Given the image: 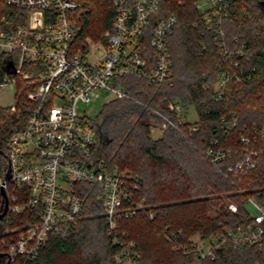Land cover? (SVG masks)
<instances>
[{
    "label": "trees",
    "instance_id": "1",
    "mask_svg": "<svg viewBox=\"0 0 264 264\" xmlns=\"http://www.w3.org/2000/svg\"><path fill=\"white\" fill-rule=\"evenodd\" d=\"M73 1L78 3L71 13L77 28L73 42L82 46L86 38L104 40L105 31L114 23L112 0ZM133 1L127 0L129 4ZM196 1L165 0L161 6V16L176 17L174 30L167 37L173 83L148 84L132 76H124L119 82L153 107L165 109L169 100L178 99L186 113H196L191 123L197 129L184 136L169 127L153 137L151 131L159 118L148 108L116 99L103 104V113L118 106L124 110L107 119L110 136L103 138L100 132L97 150L111 165L132 174L136 184L133 199L153 212V217L139 212L118 220L116 233L126 234L127 240L136 243V264H264V240L239 246L227 240L215 249L213 258L203 259L198 258L190 241L197 234L202 238L220 237L226 229L236 230L250 223L245 218L248 197L264 206V138L249 144L257 153L256 167L234 183L224 178L202 152L218 138L220 147L232 150L233 157L227 161L231 164L243 156L240 134L254 127L264 128V0H225L227 15L222 16L221 28L230 52L227 62H237L244 78L229 84L219 99L214 97V83L227 62L220 54L214 28L208 27ZM2 16L12 25L25 21V12L4 0H0V19ZM5 74L10 72L0 64V81ZM246 74L250 76L245 78ZM14 83L15 111H11L12 105L0 106L2 159L11 135L25 125L34 106L27 93L37 83L20 77H15ZM233 113L238 117L237 125L225 130L222 118ZM189 124L185 123L183 132H188ZM74 188L82 199L81 218L67 233L50 236L39 253L23 264H111L120 252L106 234L98 186L82 182L75 183ZM224 199L235 202L238 210L229 211ZM2 205L0 195V212ZM36 210L15 217L11 226L36 220ZM4 220L0 219V237ZM4 261L3 257L1 264Z\"/></svg>",
    "mask_w": 264,
    "mask_h": 264
},
{
    "label": "built area",
    "instance_id": "2",
    "mask_svg": "<svg viewBox=\"0 0 264 264\" xmlns=\"http://www.w3.org/2000/svg\"><path fill=\"white\" fill-rule=\"evenodd\" d=\"M164 1L134 0L129 4L127 0H112L115 18L113 27L104 33V40L86 38L80 46L73 42L77 28L71 16L77 2L4 0L25 12V21L12 25L5 16L0 19V64L11 60L15 69L4 75L0 86L15 81V77L37 85L27 93L34 106L25 125L11 135L5 155L7 164L0 167V188H4L8 198L0 237L3 264H23L34 258L50 236L63 235L78 222L82 199L75 194L74 185L82 182L98 186L106 234L120 247L111 264H136V243L127 240L126 234L116 233L117 222L139 212L153 217V212L142 201L133 199L136 184L132 174L111 165L99 154L97 126L88 124L77 107L102 94L103 104L116 99L148 108L159 118L154 126L161 132L171 127L185 136L197 129L178 99L169 100L165 109L153 107L119 82L124 76H132L148 84L173 83L167 37L174 30L176 17L160 15ZM195 5L203 12L208 27L214 28L220 54L227 62L230 52L221 28L222 16L227 15L225 0H197ZM237 67V62H227L219 69L214 83L215 99L222 97L229 84L243 80L242 70L238 72ZM249 76L246 74L245 78ZM11 111H15V106H11ZM222 120L225 130H229L236 127L238 117L233 113ZM188 122V132H183ZM260 138H264V128L254 127L241 133L243 156L231 164L227 161L233 152L220 147L218 138L202 152L224 178L234 183L256 167L257 153L249 144ZM244 205L248 211L245 218L250 221L247 225L226 229L220 237L202 238L197 234L190 238L199 259L213 258L215 249L227 240L235 246L262 243L264 206L252 197ZM35 208L36 220L11 226L15 217ZM226 208L236 212L238 205L227 201Z\"/></svg>",
    "mask_w": 264,
    "mask_h": 264
},
{
    "label": "rangeland",
    "instance_id": "3",
    "mask_svg": "<svg viewBox=\"0 0 264 264\" xmlns=\"http://www.w3.org/2000/svg\"><path fill=\"white\" fill-rule=\"evenodd\" d=\"M14 81H8L4 87L0 88V106H7V105H13L14 104ZM105 102L104 95L100 94L99 97H97L95 100H91L88 103H79L77 110L78 113L82 114L83 117L86 118L88 124L94 125L96 122L97 129H99L102 137H109L110 133L108 132L106 128V121L108 118L114 117L116 115H120L121 112L124 110L123 106H118L114 109L107 110L106 112H102L103 110V103ZM131 106V105H130ZM130 106H127L130 108ZM97 117V119H96ZM196 113L191 110L190 114L188 115V119H194L196 118ZM151 134L153 137H158L161 134V131L154 126L152 128ZM7 164V159L1 158L0 155V167H5ZM228 200L224 199L225 205ZM253 213V212H252Z\"/></svg>",
    "mask_w": 264,
    "mask_h": 264
},
{
    "label": "water",
    "instance_id": "4",
    "mask_svg": "<svg viewBox=\"0 0 264 264\" xmlns=\"http://www.w3.org/2000/svg\"><path fill=\"white\" fill-rule=\"evenodd\" d=\"M263 4H264V2H263ZM4 67L10 73H14L15 72L14 65H13L11 60H8L6 62V64L4 65ZM7 177H9V175ZM0 195L3 198L2 211L0 212V219H1L6 214L7 207H8V198H7V195H6V191L2 187L0 188ZM3 256H4V253L0 252V259ZM5 264H7V263H5Z\"/></svg>",
    "mask_w": 264,
    "mask_h": 264
},
{
    "label": "crops",
    "instance_id": "5",
    "mask_svg": "<svg viewBox=\"0 0 264 264\" xmlns=\"http://www.w3.org/2000/svg\"><path fill=\"white\" fill-rule=\"evenodd\" d=\"M1 87H4V86H0V88H1Z\"/></svg>",
    "mask_w": 264,
    "mask_h": 264
}]
</instances>
